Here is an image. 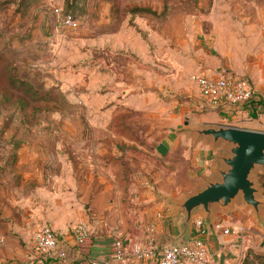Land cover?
Segmentation results:
<instances>
[{
	"label": "rangeland",
	"instance_id": "1",
	"mask_svg": "<svg viewBox=\"0 0 264 264\" xmlns=\"http://www.w3.org/2000/svg\"><path fill=\"white\" fill-rule=\"evenodd\" d=\"M196 74L262 82L264 0H0V197L16 187L31 222V202L44 189L70 193L63 202H73L81 189L73 181L84 177L67 176V162L79 158H104L109 166L114 158L132 161L138 173L162 167L171 183L183 180L187 166L178 151L168 155L159 147L168 132L193 142L174 131L210 123L198 104ZM217 150L210 149L209 161ZM98 179L96 173L94 186ZM234 212L251 227L242 232L248 245L236 264H264V226L250 211ZM64 215L56 213L59 229L39 219L25 229L36 254L48 258L34 242L44 228L58 242L65 234L74 238L80 222L91 232L95 217L88 211L77 221ZM228 216L218 213V223L229 224ZM144 231L156 240L155 228Z\"/></svg>",
	"mask_w": 264,
	"mask_h": 264
},
{
	"label": "crops",
	"instance_id": "2",
	"mask_svg": "<svg viewBox=\"0 0 264 264\" xmlns=\"http://www.w3.org/2000/svg\"><path fill=\"white\" fill-rule=\"evenodd\" d=\"M249 81L261 109L260 113L249 114L242 118L245 121L242 127L264 130V79H261L262 82ZM202 115H204L203 120L210 123L222 120V116L214 111L203 112ZM159 148L168 155L175 150L178 151L180 159L187 166L183 180L175 177V181L171 183V176L167 175V170L162 167L156 172H135L132 161L129 166L130 162L128 165V162L122 163L114 158L109 166L110 163L104 158H98V163L88 158L73 159L67 162L69 165L67 176L72 177L73 171L76 174L80 172L79 176L83 174L84 180L73 181L81 188L80 193L75 195L73 202L70 200L63 202L66 197L72 199V194L63 193L64 196H58L57 190L50 193L44 189L45 194L42 193L41 199L36 204L32 202L31 205L29 204L33 215L32 222L25 220V205L28 204H25L22 192L15 187V194L8 196L5 195L8 192L3 191L4 196L0 197V264H154L151 260L139 261L132 258L124 262L112 260L111 244L116 238H122L129 243L142 242L148 235L154 239L152 233L144 231L148 228H155L154 233L158 235L156 244L162 234H177L170 219V209L158 200V193L177 197L182 192H190L195 182L199 180L200 175L198 176L196 172L203 168L200 172L208 175L212 163L208 160L210 149L207 146L200 143L194 144L192 140L175 136L173 132L164 135ZM191 157L194 161L190 164L187 161ZM201 165H203L202 168ZM96 173L99 179L94 186L92 180ZM57 178L59 180L60 177ZM148 181L151 185L147 184ZM88 182L92 184L88 186ZM39 186L42 187V185ZM87 188L90 191H87ZM69 189H73L70 184ZM60 201H62L60 206L64 207L59 210L55 205H58ZM237 209L239 208L234 211ZM86 211L95 218H92L93 221L89 225L91 232L84 243L80 246L75 245L73 235L70 234H65L58 242L59 248L66 253L65 259L53 260L49 257L48 259L45 256L41 257L32 250V244L23 238L25 229L35 228L33 222L36 219H39L37 221L39 224L59 229L61 226L55 219L57 212L66 214L67 216H64L67 221L72 218L73 220L76 218L77 221L81 218L77 217V214ZM234 211L226 214L229 215L227 225L218 223V213L216 214L215 223L218 224V228L214 235L207 236L205 239L208 251L207 264L220 262L236 264L240 251L248 245L247 234L243 237L242 232L251 228L248 227L250 219L244 221L243 216ZM221 226L224 227L221 229ZM236 226L242 228L240 233L224 234L222 232L225 228ZM221 242L224 243L223 247L218 244Z\"/></svg>",
	"mask_w": 264,
	"mask_h": 264
},
{
	"label": "water",
	"instance_id": "3",
	"mask_svg": "<svg viewBox=\"0 0 264 264\" xmlns=\"http://www.w3.org/2000/svg\"><path fill=\"white\" fill-rule=\"evenodd\" d=\"M174 133L193 138L211 150L209 174H201L190 192L178 197L158 193L170 209L177 234H162L157 248L185 246L192 234V222L200 219L209 235L215 234L217 213L229 214L236 208L250 211L253 221L263 227L264 209V130L225 123L187 125Z\"/></svg>",
	"mask_w": 264,
	"mask_h": 264
},
{
	"label": "built area",
	"instance_id": "4",
	"mask_svg": "<svg viewBox=\"0 0 264 264\" xmlns=\"http://www.w3.org/2000/svg\"><path fill=\"white\" fill-rule=\"evenodd\" d=\"M58 16V9H54ZM64 23L70 24L71 16L64 17ZM198 95L200 109L214 111L226 119H242L254 111L260 113V102L248 79L236 76L192 75ZM260 115V114H259ZM218 224L215 223V231ZM241 227H230L222 230L224 234L240 233ZM88 227L80 222L74 229V243L80 246L87 239ZM209 235L200 219L192 222V234L185 246H164L157 248L155 240L150 235L142 242L129 243L115 239L111 244V259L124 262L129 258L135 260H154L156 264H207V248L205 239ZM35 247L53 260L65 259L66 253L58 246L55 234L44 228L36 235Z\"/></svg>",
	"mask_w": 264,
	"mask_h": 264
},
{
	"label": "trees",
	"instance_id": "5",
	"mask_svg": "<svg viewBox=\"0 0 264 264\" xmlns=\"http://www.w3.org/2000/svg\"><path fill=\"white\" fill-rule=\"evenodd\" d=\"M250 114H251V115H255V112H254V111H252Z\"/></svg>",
	"mask_w": 264,
	"mask_h": 264
},
{
	"label": "bare ground",
	"instance_id": "6",
	"mask_svg": "<svg viewBox=\"0 0 264 264\" xmlns=\"http://www.w3.org/2000/svg\"><path fill=\"white\" fill-rule=\"evenodd\" d=\"M48 259V258H47Z\"/></svg>",
	"mask_w": 264,
	"mask_h": 264
}]
</instances>
